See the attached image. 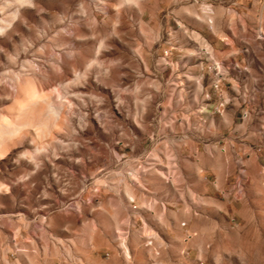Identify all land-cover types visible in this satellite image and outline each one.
Returning <instances> with one entry per match:
<instances>
[{
	"label": "rangeland",
	"instance_id": "obj_1",
	"mask_svg": "<svg viewBox=\"0 0 264 264\" xmlns=\"http://www.w3.org/2000/svg\"><path fill=\"white\" fill-rule=\"evenodd\" d=\"M243 22L264 0H0V264H264V184L194 77Z\"/></svg>",
	"mask_w": 264,
	"mask_h": 264
},
{
	"label": "crops",
	"instance_id": "obj_2",
	"mask_svg": "<svg viewBox=\"0 0 264 264\" xmlns=\"http://www.w3.org/2000/svg\"><path fill=\"white\" fill-rule=\"evenodd\" d=\"M235 27L222 38L213 26L206 27L208 34L200 30L202 45L194 59L196 92L201 101L205 99L200 103L203 112L223 102L219 110L227 120L215 123L211 141L224 140L220 130L226 129L234 159L243 165L234 166L231 173L259 177L264 184V24L243 22ZM252 30L259 33L258 39H250Z\"/></svg>",
	"mask_w": 264,
	"mask_h": 264
},
{
	"label": "built area",
	"instance_id": "obj_3",
	"mask_svg": "<svg viewBox=\"0 0 264 264\" xmlns=\"http://www.w3.org/2000/svg\"><path fill=\"white\" fill-rule=\"evenodd\" d=\"M213 86L217 87V81H214Z\"/></svg>",
	"mask_w": 264,
	"mask_h": 264
}]
</instances>
